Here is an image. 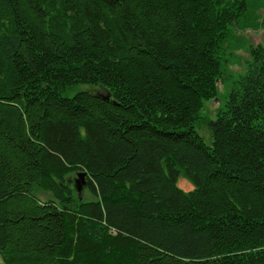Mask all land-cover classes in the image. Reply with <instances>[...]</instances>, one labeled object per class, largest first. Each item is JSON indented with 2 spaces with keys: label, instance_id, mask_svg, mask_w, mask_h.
I'll return each mask as SVG.
<instances>
[{
  "label": "trees",
  "instance_id": "trees-1",
  "mask_svg": "<svg viewBox=\"0 0 264 264\" xmlns=\"http://www.w3.org/2000/svg\"><path fill=\"white\" fill-rule=\"evenodd\" d=\"M261 9L0 0V264H264Z\"/></svg>",
  "mask_w": 264,
  "mask_h": 264
},
{
  "label": "rangeland",
  "instance_id": "rangeland-1",
  "mask_svg": "<svg viewBox=\"0 0 264 264\" xmlns=\"http://www.w3.org/2000/svg\"><path fill=\"white\" fill-rule=\"evenodd\" d=\"M257 15H258L259 19L261 18L260 16H264V9H261L257 13ZM262 37H263V30L260 29L258 26L253 28V29L241 32V33L239 31L234 32V38L237 39V41L240 44L242 49L235 51L234 53H231L229 55L228 65H227L226 69H227L228 75L231 78L228 79V81L224 82L223 84L218 83V98H217V100L208 101V102L204 103L203 114L205 116L213 118L214 111L216 109H218L219 107H222V105L224 103V99L226 97V94L230 90V87H231V84H232L234 78L240 74H243L246 70V62L248 60V55H247V50H246L247 47L249 45L255 46V45L261 44ZM75 91H90L93 94H97V93L101 92L98 89H95V88H92V87H89L86 85L79 86ZM201 133L204 134V136H206V131L202 130ZM205 141H207V140H205ZM72 179L75 182L78 181L75 174L72 176ZM178 187L183 189L184 191H188L191 186L185 180H179L178 181ZM36 195L41 201H46V200L51 198L50 195H48L46 193H42V192H36ZM82 197L85 200L91 199V196L89 195V193L87 191H83Z\"/></svg>",
  "mask_w": 264,
  "mask_h": 264
},
{
  "label": "water",
  "instance_id": "water-1",
  "mask_svg": "<svg viewBox=\"0 0 264 264\" xmlns=\"http://www.w3.org/2000/svg\"><path fill=\"white\" fill-rule=\"evenodd\" d=\"M78 178L79 179L76 182L75 186H76L77 191L79 192V191H81L82 185L85 183V181H84V179H85V173H80L78 175Z\"/></svg>",
  "mask_w": 264,
  "mask_h": 264
}]
</instances>
